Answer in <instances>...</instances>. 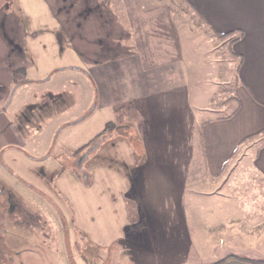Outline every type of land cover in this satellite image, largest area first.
I'll return each mask as SVG.
<instances>
[{
  "label": "crops",
  "instance_id": "crops-1",
  "mask_svg": "<svg viewBox=\"0 0 264 264\" xmlns=\"http://www.w3.org/2000/svg\"><path fill=\"white\" fill-rule=\"evenodd\" d=\"M175 1L183 11L135 13L125 4L123 16L113 13L109 18L106 34L115 38L107 42L105 35L102 46L93 48L97 53L86 70L97 98L91 116L127 103L141 115L130 137L136 136L135 152L143 162V214L155 212L159 222L170 219L167 226L191 228V236L196 227H218L222 250L209 264H264V0ZM55 27L43 29V34L28 30L31 39L18 52L0 46L1 53L10 57L0 59V252L5 259L0 264H85V242L112 247L121 241L111 233L107 240L93 237L94 232L86 239L67 229L77 232V227L91 225L78 218L83 215V201L76 186L83 190L84 176L61 164L60 157L69 150L66 144L55 148L65 125L55 137L57 129L51 131L43 143L44 154L37 157L32 146L26 147L36 127L18 124L22 108L18 90L44 83L64 70L33 69L42 57L39 47ZM100 28L99 22L91 23L92 37L100 38ZM63 34L64 48L74 49L73 39L67 31ZM107 43L111 47L103 46ZM48 44L55 52L58 46ZM102 48L106 55L101 62ZM57 79L63 83V77ZM65 88L57 85L43 96L52 100ZM34 95L27 93L29 98ZM88 115L84 122L91 118ZM22 131H27L28 139ZM37 161L50 170L45 177L42 169L38 173L32 169ZM234 173L246 180L245 185H228ZM61 195L72 198L69 208ZM123 205L132 208L130 202ZM38 221L43 222L40 226L54 227L55 234L42 233ZM107 222L96 224L106 227ZM96 250L87 251L85 257L98 264Z\"/></svg>",
  "mask_w": 264,
  "mask_h": 264
},
{
  "label": "rangeland",
  "instance_id": "rangeland-1",
  "mask_svg": "<svg viewBox=\"0 0 264 264\" xmlns=\"http://www.w3.org/2000/svg\"><path fill=\"white\" fill-rule=\"evenodd\" d=\"M125 4L130 5L131 11L135 13L157 10L167 14L171 10L183 11L182 5L175 0H131L128 3L123 0H0V46L9 48L7 49L9 52L11 49L18 52V48L21 49L27 40L31 39L32 28L43 34V29L47 30L50 26H56L52 29V34L45 37V44H41L42 47H39V55L42 57L35 60L33 69L35 72L43 69V66L45 69L51 67L48 72L58 66L64 69L60 75L53 76L44 83L22 87L18 90L17 95L22 98L21 115L17 117L19 118L18 124L28 123L30 126L36 127L35 132L29 133L30 139L27 142L29 146L26 147L28 149L32 146L33 151L31 152L37 157L44 154L46 147L43 143L48 142L47 139L51 135V131L57 129L53 132L55 137L58 135V130L65 125L66 129L64 128L65 130L59 134L55 148L61 146V143L66 144L69 150L67 149L68 153L64 154L65 157L64 155L60 157L62 158L61 164L67 165L72 172L84 176L83 190L79 189V185L76 186L78 197L83 201V215L79 214L78 218L82 220L83 225H91V228L77 227V232L73 231L72 227L67 229L86 239L91 238L93 232L95 233L93 237L99 236L103 240H107L108 233H111V236L115 235V238L120 236L121 241H117L116 238L117 242L112 247L110 245V249L108 244L103 245V242L92 244L85 242L83 245L85 264L91 263L89 259H86L85 253L96 249L100 251L98 264H209L214 259V255L222 250L220 249L222 246L220 237L223 236L218 227H196L194 228L195 235L191 236L189 234L191 228L167 226L166 223H170V219L159 222L155 217V212L148 211L143 214L141 203L143 201L141 200L143 198V162H141L139 154L135 152L137 148L133 137L136 136L130 137L131 127L133 128L135 124L137 126L141 115L137 113L133 103L118 104L111 108V112L101 110L99 115L91 116L93 106H97V98L93 80L86 70L91 68L92 56L97 53V51H93V48H97V45L102 46L100 43L105 35L104 40L107 42L109 40L112 42V37L115 38L106 34L108 21L113 13H120L119 16H123ZM49 11L52 14L51 17H49ZM95 21L99 22L101 26L100 31L94 30V32L99 31L100 38L92 37L91 23L93 26ZM63 31H67L68 38L73 39L75 50L65 49L62 45L66 39ZM48 43L58 46L55 52L53 50L51 52ZM108 46L111 47V45ZM102 50L103 48L99 52L101 62L104 61L106 55ZM0 55V59L3 61H8L10 58L5 53L2 54L1 51ZM77 67L79 70L77 73L67 69L72 70ZM59 76L63 77V83L58 81L57 77ZM47 77V75L44 76V78ZM57 85L61 88L66 87V91L60 93V97L56 98V95L53 94L52 100H49L43 96L44 93L52 91ZM26 92H33L35 95L29 98ZM49 95L52 96V94ZM54 111L56 112L54 113ZM87 115L91 118L84 122ZM48 116L51 118H47ZM110 116L111 118H109ZM107 122L119 126L118 132L126 133L128 137L114 132L107 133L80 151L82 147L90 144V141L102 131ZM72 123L73 125H70ZM29 134L27 131H22L24 139H28L27 135ZM74 144H77L78 147L81 145V147L76 148ZM34 145H36L35 149H33ZM51 149L50 147L48 151ZM63 149L65 148L63 147ZM36 163L37 165L32 169L37 173L42 169V176L45 177L50 170L46 165L43 167L38 165L39 161ZM239 170L241 171V169ZM89 172H92L95 178H92ZM87 180H91L93 185H86L85 181ZM243 180L245 179L237 177V174L234 173L229 178L228 185H245L246 180ZM51 184L52 186H49L54 191L56 183L52 182ZM138 187L140 191L137 193ZM74 189L69 191L70 194H75ZM65 192L62 191V193ZM66 197L61 195V201L65 208H69L68 203L72 198L70 195H66ZM125 202L127 204L130 202L132 208L124 206ZM134 202L138 206H134ZM137 210L139 217H136L138 216ZM163 213L170 214V212ZM107 220L109 226L103 227L96 224V222L105 223ZM138 221L140 229L129 230L126 227L134 225ZM42 223V221L36 223L39 229L42 228V233L55 234L54 227L40 226ZM56 232L59 234L60 230L58 229ZM224 239L228 240V237L225 236ZM223 245L226 246L225 242ZM0 250H2L1 244ZM1 254L2 252H0V260L4 261Z\"/></svg>",
  "mask_w": 264,
  "mask_h": 264
},
{
  "label": "trees",
  "instance_id": "trees-1",
  "mask_svg": "<svg viewBox=\"0 0 264 264\" xmlns=\"http://www.w3.org/2000/svg\"><path fill=\"white\" fill-rule=\"evenodd\" d=\"M120 127L119 126H117V125H115V124H113V123H111V122H107L106 124H105V126H104V128L102 129V131L99 133V134H97L91 141H90V144H87V145H85L84 147H82L81 149H80V151H82V150H84L85 148H87L88 146H90V145H92V143H94V141H97L98 139H100L103 135H105V134H107V133H112V132H114V133H116V134H123L124 135V133H119L118 132V129H119ZM141 208V207H140ZM127 228H129V230H134L135 228L136 229H140V222L138 221L137 223H135L134 225H128V226H126Z\"/></svg>",
  "mask_w": 264,
  "mask_h": 264
}]
</instances>
